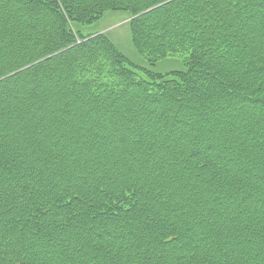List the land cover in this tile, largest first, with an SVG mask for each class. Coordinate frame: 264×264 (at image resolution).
I'll return each instance as SVG.
<instances>
[{
	"label": "trees",
	"instance_id": "16d2710c",
	"mask_svg": "<svg viewBox=\"0 0 264 264\" xmlns=\"http://www.w3.org/2000/svg\"><path fill=\"white\" fill-rule=\"evenodd\" d=\"M0 264H264V0H0Z\"/></svg>",
	"mask_w": 264,
	"mask_h": 264
},
{
	"label": "rangeland",
	"instance_id": "374dc122",
	"mask_svg": "<svg viewBox=\"0 0 264 264\" xmlns=\"http://www.w3.org/2000/svg\"><path fill=\"white\" fill-rule=\"evenodd\" d=\"M129 16L123 12H106L104 17L91 26H84V33H105L118 46L129 59L136 63H141L139 57L131 46L130 33L128 29ZM180 57L169 58L158 62L151 69L157 73H166L182 68Z\"/></svg>",
	"mask_w": 264,
	"mask_h": 264
}]
</instances>
